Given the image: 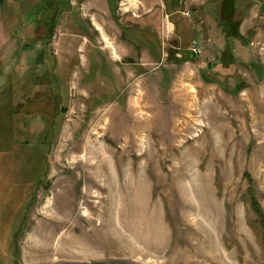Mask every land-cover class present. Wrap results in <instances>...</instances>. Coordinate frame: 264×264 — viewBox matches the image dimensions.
I'll use <instances>...</instances> for the list:
<instances>
[{
	"label": "rangeland",
	"instance_id": "374dc122",
	"mask_svg": "<svg viewBox=\"0 0 264 264\" xmlns=\"http://www.w3.org/2000/svg\"><path fill=\"white\" fill-rule=\"evenodd\" d=\"M221 2L0 0V264H264V0Z\"/></svg>",
	"mask_w": 264,
	"mask_h": 264
},
{
	"label": "bare ground",
	"instance_id": "6f19581e",
	"mask_svg": "<svg viewBox=\"0 0 264 264\" xmlns=\"http://www.w3.org/2000/svg\"><path fill=\"white\" fill-rule=\"evenodd\" d=\"M179 98V97H178ZM63 196V195H62ZM69 196V195H68ZM71 197V196H70ZM69 198V197H68ZM66 199V198H65ZM63 200V199H62ZM56 202V201H55ZM74 202V201H73ZM66 203V202H65ZM58 204V203H57ZM72 205V206H71ZM54 206H56L55 203L51 204V206L48 208L50 210V212L54 209ZM65 206V213L63 218H58V221L54 218H56V215H50V230L48 231V233H46L43 237L45 244L43 247H41L39 250L42 251L43 254H47L50 250L53 249V245L51 244V242H53L56 238V234L58 232L59 229H61L63 227V225H65V219L69 216L70 211L73 207V203L69 202L68 204L64 205ZM64 211H61V213ZM55 214V213H54ZM70 217V216H69ZM43 234V233H42ZM63 235H60V238L58 239V243L60 242V240L64 241V239L62 238ZM66 240V239H65ZM54 243V242H53ZM76 247H78V245H76ZM36 248H34L35 251ZM38 250V249H36ZM59 250H62V248L60 247Z\"/></svg>",
	"mask_w": 264,
	"mask_h": 264
},
{
	"label": "trees",
	"instance_id": "16d2710c",
	"mask_svg": "<svg viewBox=\"0 0 264 264\" xmlns=\"http://www.w3.org/2000/svg\"><path fill=\"white\" fill-rule=\"evenodd\" d=\"M235 2L236 0H222L220 8L218 9V18L221 21L223 28H225L226 34H228L227 32H230V29L234 31L238 26L239 20L235 17Z\"/></svg>",
	"mask_w": 264,
	"mask_h": 264
}]
</instances>
